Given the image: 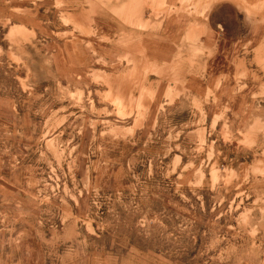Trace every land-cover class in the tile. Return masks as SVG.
<instances>
[{"label":"rangeland","instance_id":"rangeland-1","mask_svg":"<svg viewBox=\"0 0 264 264\" xmlns=\"http://www.w3.org/2000/svg\"><path fill=\"white\" fill-rule=\"evenodd\" d=\"M0 264H264V0H0Z\"/></svg>","mask_w":264,"mask_h":264}]
</instances>
